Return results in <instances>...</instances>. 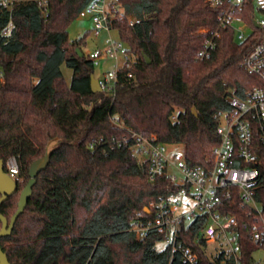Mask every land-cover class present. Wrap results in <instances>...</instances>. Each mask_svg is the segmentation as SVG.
<instances>
[{
  "label": "trees",
  "instance_id": "obj_1",
  "mask_svg": "<svg viewBox=\"0 0 264 264\" xmlns=\"http://www.w3.org/2000/svg\"><path fill=\"white\" fill-rule=\"evenodd\" d=\"M92 1L0 0V158L17 156L20 165L18 190L0 213L11 218L31 163L45 155L50 140L60 142L11 234L0 237L15 264H169L171 247L157 248L162 234L138 240L131 227L152 200L178 187L166 176L149 181L147 162L133 140L124 141L132 132L156 135L182 144L188 165L205 167L220 141L218 113L231 110L232 91L244 97L261 84L242 65L264 36V26L255 23L264 9L254 0L241 12L250 28L243 41L220 26L222 8L208 0H118L111 29L127 43L129 67L118 70L113 92L93 91L95 62L82 50L85 37L70 40L68 32ZM217 30L215 47L202 58ZM63 64L73 70L70 83ZM258 140L255 133V146ZM256 150L262 162L255 199L264 209V151ZM229 190L223 211L237 217L244 264H255L262 247L252 228L260 218L241 206L236 187ZM206 220L179 229V242L201 261Z\"/></svg>",
  "mask_w": 264,
  "mask_h": 264
},
{
  "label": "built area",
  "instance_id": "obj_2",
  "mask_svg": "<svg viewBox=\"0 0 264 264\" xmlns=\"http://www.w3.org/2000/svg\"><path fill=\"white\" fill-rule=\"evenodd\" d=\"M118 0H93L80 16H90L94 23L93 33L98 36L101 30H110L111 22L118 16L113 13ZM213 8H222L219 16L220 26L231 28L236 32L237 41L245 40L250 28L241 14L246 0H208ZM259 9H264V0H254ZM132 23V22H131ZM258 27L264 26V17L255 16ZM208 32V29H202ZM220 36L215 31L207 47L202 50V58L207 57L215 47V38ZM124 62L119 64L120 57ZM114 58L116 70L99 78L102 90L113 92L118 70L126 64L127 51L122 42L111 37L103 48H97L88 54V58L96 62L103 58ZM243 67L256 75L261 84L254 86L244 97L233 91L229 97L231 110L218 113L220 123L218 134L220 141L214 148L211 164L190 166L184 155L171 156L168 144L159 142L156 135L142 136L132 132L124 141L133 140L132 148L148 164V179L155 182L166 176L178 189L160 195L145 208L148 212H138L131 231L136 239L146 238L151 232L163 235L161 241L165 247H171L169 264H244L237 231V217L223 211L224 198L231 196L229 188L238 189L241 206L251 209V214L260 218V224L253 225V241L264 250V209L255 199L259 188V166L261 155L256 150L264 151V36L248 53ZM131 76V73H129ZM4 72L0 69V81ZM115 122H118L117 120ZM255 133H258V144H254ZM8 174L17 180L20 165L17 156H10L5 161ZM205 216L207 220L201 232L203 250L207 255L201 261L196 251L179 242V229L182 223L189 224L197 218ZM159 241V242H161ZM176 262V263H175Z\"/></svg>",
  "mask_w": 264,
  "mask_h": 264
},
{
  "label": "water",
  "instance_id": "obj_3",
  "mask_svg": "<svg viewBox=\"0 0 264 264\" xmlns=\"http://www.w3.org/2000/svg\"><path fill=\"white\" fill-rule=\"evenodd\" d=\"M258 26V25H257ZM82 55L81 51L78 50ZM150 63V59L146 57ZM91 87L93 91H102V86L98 78L91 75ZM60 147L59 138L50 140L46 147L45 155L34 160L29 167V179L20 192V198L16 211L13 213L10 219L4 214L0 213V237L8 236L11 234L17 218L24 212L28 205L29 199L33 194L34 185L37 182V177L41 171L45 170L50 162L53 152ZM18 190V182L12 178L5 169V160L0 158V206L7 200V198L13 195ZM148 212V209H145ZM0 264H15L10 262L7 253L0 247Z\"/></svg>",
  "mask_w": 264,
  "mask_h": 264
},
{
  "label": "rangeland",
  "instance_id": "obj_4",
  "mask_svg": "<svg viewBox=\"0 0 264 264\" xmlns=\"http://www.w3.org/2000/svg\"><path fill=\"white\" fill-rule=\"evenodd\" d=\"M257 16H262V14L258 13ZM94 23L90 16H79L77 19L72 21V23L68 27L69 38L70 40L77 39L79 37H85V43L82 45V50L84 54L87 56L89 53L94 51L97 48H103L106 45V40L111 37L114 41L122 42L124 48L127 47V43L121 39L118 30L110 29L108 30H101L99 35L96 37L93 33ZM124 62V58L121 56L118 63L122 64ZM117 61L114 58H103L97 60L95 62V67L93 70V74L96 78H103L104 74L108 73L109 71L116 70ZM62 71L65 80L70 83L73 70L72 68L68 67L66 64L62 65ZM168 150L171 156L183 155V145L182 144H168ZM165 242L161 241L158 242L157 248L164 249ZM255 264H264V250L258 249L254 253Z\"/></svg>",
  "mask_w": 264,
  "mask_h": 264
}]
</instances>
